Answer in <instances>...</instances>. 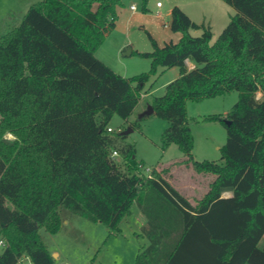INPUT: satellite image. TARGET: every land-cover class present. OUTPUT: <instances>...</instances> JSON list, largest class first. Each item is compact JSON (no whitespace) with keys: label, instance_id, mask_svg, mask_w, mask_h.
<instances>
[{"label":"trees","instance_id":"16d2710c","mask_svg":"<svg viewBox=\"0 0 264 264\" xmlns=\"http://www.w3.org/2000/svg\"><path fill=\"white\" fill-rule=\"evenodd\" d=\"M225 1L236 13L214 41L210 24L174 5L179 41L137 51L151 67L131 77L95 53L123 0H40L0 36V264H58L40 229H60L61 207L119 231L134 203L149 241L135 264H264V0ZM175 66L179 76L151 104L168 121L164 144L214 176L197 206L156 167L143 174L126 134L108 130L115 114L128 120L160 67ZM232 91L226 116H210L227 129L220 161L195 160L187 100Z\"/></svg>","mask_w":264,"mask_h":264},{"label":"rangeland","instance_id":"374dc122","mask_svg":"<svg viewBox=\"0 0 264 264\" xmlns=\"http://www.w3.org/2000/svg\"><path fill=\"white\" fill-rule=\"evenodd\" d=\"M38 1L40 0H0V36L19 24L28 8ZM158 2L162 7L157 5ZM131 5H135L137 9L132 10ZM174 5L181 7L197 23L205 22L212 25L213 41L236 13V8L225 0H147L146 3L144 0H123V3L117 7L116 26L119 27L115 30V26L107 36L111 40L114 39L113 36L121 40L126 39L127 34V38L131 40L130 45L135 49L133 55L124 56L126 53L124 52L119 57L129 69V72L123 70L124 73H128L127 77L147 72L151 67V58L144 57L137 51H152L154 40L159 46L171 41H179L181 32L173 31L170 27V10ZM159 11L161 15L158 14ZM190 32L200 35L202 29L193 28ZM110 42L107 41V47H110ZM105 48L103 46V51L100 53L102 60L106 59V62L104 61L106 64H110L117 73H122L119 65L114 62V59L116 61L114 53L108 52V55L106 53V57L104 56ZM168 69L160 67L145 83L141 89L140 101L128 120L115 114L110 126L116 134L129 127L132 128V131L121 138V141L135 146V157L142 163L140 170L143 174L146 175L152 168L158 167L157 170L188 198H195L196 194L209 186L213 175L199 173L192 164L184 163L187 156L177 143L164 144L162 134L168 126L166 119L156 113L140 117L148 104L153 102L154 97L163 95L166 85L174 79L171 77L178 71V67ZM169 79L171 80L168 81ZM237 100V91L199 100H187V114L194 136L192 154L195 160L220 161L221 148L227 139V129L222 121L213 120L210 116L218 115L224 118ZM5 137L14 139L15 135L8 132ZM117 156L122 168L128 171L126 164ZM141 214L139 207L134 203L130 212L120 222L119 231H112L103 222L92 221L61 207L60 229L52 233L41 228L40 234L51 252H59L58 263L135 264L141 245L148 244V239L142 232L143 222L139 220ZM23 257L25 261H22V264H29V259Z\"/></svg>","mask_w":264,"mask_h":264},{"label":"crops","instance_id":"0c3cea01","mask_svg":"<svg viewBox=\"0 0 264 264\" xmlns=\"http://www.w3.org/2000/svg\"><path fill=\"white\" fill-rule=\"evenodd\" d=\"M132 6L133 5H131L130 6V8L132 9V10H136L137 9V7L136 8H132ZM160 7V6H159ZM162 7V6H161ZM171 10H172V7H171ZM171 10H170V13H171ZM187 13V12H186ZM158 14L159 15H161V12L159 11L158 12ZM189 15V14H188ZM190 16V15H189ZM212 26V25H211ZM117 27H119V26H116V28H115V30L117 29ZM128 32V31H127ZM113 38L114 39H112L111 40V38H108V36L105 38V40H104V42L101 44V46L96 50V55H97V57L98 58H100L101 60H102V58H101V56H100V53H101V51H103V46L104 47H106L105 49H106V51L104 52V56L106 57V53H107V55H108V52L109 53H114L113 54V56L115 55V58H116V61H115V59H114V62H115V64L116 65H119V69L121 70L120 72H122V73H119V74H121V75H123V76H125V77H127V75L126 74H128V73H124L123 72V70L125 69V70H127V72H129V69H128V67L126 66V64H125V62H124V60H122V59H120L119 57H120V55L121 54H123L124 52H127L128 50H130L131 51V53L130 54H128V53H125V55L124 56H132L133 55V51L135 50L133 47H131L132 45H130L131 43H130V39H128L127 38V34H126V39H121V40H117V38L115 37V36H113ZM111 41L110 42V47L108 46H106L107 45V41ZM130 45V46H129ZM129 48H128V47ZM127 47V48H126ZM106 59H103L102 61H105ZM106 62V61H105ZM118 63H121V64H118ZM187 64H188V66L191 68V67H193L194 66V63L193 62H191L190 60H188L187 61ZM110 65V64H109ZM111 66V65H110ZM176 67V66H175ZM175 67H170L168 70H171V69H174ZM179 76V68H178V71H176L175 73H174V75H173V77H171V79H175L176 77H178ZM171 79H169L168 81H170ZM167 81V82H168ZM158 168V167H157ZM212 178L214 179V176H212ZM212 179V180H213ZM168 181L172 184V182L168 179ZM182 195H184L191 203H192V205L193 206H197V204H198V201L203 197V195L208 191V189H209V186H207L206 188H204L203 189V191L202 192H200L199 194H196L195 196V198H188L181 190H179V188L177 187V186H175L174 184H172ZM233 195V191L232 190H225V191H223V193H222V197H224V198H227V197H230V196H232ZM140 210V209H139ZM140 213H142L141 211H140ZM139 220H141V222H143L142 223V226L146 223V216L142 213L140 216H139ZM143 232V231H142ZM149 242V241H148ZM52 253L53 254H57V257H55L56 259H58L59 258V252L58 251H52ZM25 261V260H24ZM18 264H20V262L18 263ZM22 264V263H21Z\"/></svg>","mask_w":264,"mask_h":264},{"label":"built area","instance_id":"2783aa9c","mask_svg":"<svg viewBox=\"0 0 264 264\" xmlns=\"http://www.w3.org/2000/svg\"><path fill=\"white\" fill-rule=\"evenodd\" d=\"M157 5H158V6H161V3L158 2ZM132 8L134 9V8H136V6L133 5ZM108 130H109V131H113V127L109 126V127H108ZM117 155H118V152H117L116 150H114V151H113V156H117ZM141 167H142V166H141ZM146 176H148V177H151V176H152V175H151V170L146 174ZM3 245H4V241L0 240V247L3 246ZM26 257H27V256H26ZM23 259H25V257H23V256L20 257V258H19V262L22 263V261H24ZM27 259H29V260H28V263H29V264H33V263L31 262V260H30L29 257H27ZM58 264H65V263H64V262H59Z\"/></svg>","mask_w":264,"mask_h":264},{"label":"water","instance_id":"95a60500","mask_svg":"<svg viewBox=\"0 0 264 264\" xmlns=\"http://www.w3.org/2000/svg\"><path fill=\"white\" fill-rule=\"evenodd\" d=\"M126 53L130 54L131 51L128 50ZM152 113H154V108H153L152 104H148L147 108L142 112V114H140V117H143L145 115H149V114H152ZM225 121H226L227 124L231 123V121L228 120V119H225ZM130 131H132V128L129 127L127 130H124L123 133L124 134H128ZM53 256L55 257V254H53Z\"/></svg>","mask_w":264,"mask_h":264}]
</instances>
